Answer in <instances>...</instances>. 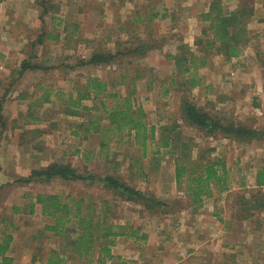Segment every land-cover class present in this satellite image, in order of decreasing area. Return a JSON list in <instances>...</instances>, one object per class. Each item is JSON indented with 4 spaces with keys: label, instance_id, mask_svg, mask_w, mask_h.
<instances>
[{
    "label": "rangeland",
    "instance_id": "1",
    "mask_svg": "<svg viewBox=\"0 0 264 264\" xmlns=\"http://www.w3.org/2000/svg\"><path fill=\"white\" fill-rule=\"evenodd\" d=\"M213 1L226 12L248 11L243 20L251 40L238 57L211 50L207 65L179 72L177 57L205 53L197 41ZM100 52L120 55L88 64ZM25 60L40 69L23 72ZM192 74L201 82L190 89ZM96 78L109 83L108 91L84 97ZM133 89L147 126L156 127L153 140L151 130L146 141L128 130H105L107 111ZM185 100L226 125L260 134L239 141L220 130L207 133L184 118ZM90 120L100 122L99 131L86 132ZM218 161L231 172L230 189L211 181L210 194L197 201L193 180L203 162ZM54 162L97 179L27 182ZM180 165L187 173L179 185ZM263 167L264 0H0V242L14 238L13 264H42L53 248L65 264H101L100 258L107 264H264V188L256 184ZM107 175L147 199L110 189L101 181ZM43 194L62 196L72 212L83 199L79 217L71 215L72 229L79 218L95 224L107 218L120 235L106 238L99 229L94 249L80 255L45 230L56 219L43 215L37 203ZM112 241L107 258L102 248Z\"/></svg>",
    "mask_w": 264,
    "mask_h": 264
},
{
    "label": "trees",
    "instance_id": "2",
    "mask_svg": "<svg viewBox=\"0 0 264 264\" xmlns=\"http://www.w3.org/2000/svg\"><path fill=\"white\" fill-rule=\"evenodd\" d=\"M246 9L241 8L238 11L226 12L222 7L221 3L218 1H213L208 12L203 14V20L207 23L203 35L198 39L197 43L199 46H203L205 53L202 56L189 55V57L176 58V65L179 72L191 73L192 70H197L201 66L208 64V60L205 55H208L212 50L213 53L219 55H227L229 58H235L240 56L245 47L249 44L251 38L247 34L246 24L244 23L243 17L247 14ZM42 43V37L39 39ZM139 48H134L129 53H137ZM126 54V53H122ZM120 53L112 52H100L92 55L88 64H108L114 61ZM40 69L39 66L31 64L30 61H24L22 63L23 72L28 70ZM22 72V73H23ZM200 80L192 74L190 78L187 79V85L190 89L200 85ZM109 83L107 81H102L100 79H93L88 86V92L84 97H90L93 92L96 98L100 97L103 92L108 91ZM136 90L133 89L130 95L125 97V102L119 106H114L113 109L108 114V119L110 121V126L106 128V131L113 132L114 135L118 133H123L128 130V135H132L133 132L136 133L137 137L142 138L144 141L147 140L148 133L151 130L150 139L156 138V127H148L144 120L145 114L141 107L137 106L135 96ZM111 97H117L118 92L114 94H109ZM45 101L49 102V95L45 96ZM105 105V103L102 101ZM75 107H80V101L73 102ZM74 115H79V111L73 112ZM184 118L191 124L203 130L207 133H214L220 130L224 134L235 137L239 141H244V139H253L260 133L251 128L245 127L240 124H224L221 120L216 119L209 112L202 111L192 102L186 101L184 104ZM98 120H90L87 131H99L100 128ZM96 129V130H94ZM104 130V129H103ZM146 145V142H144ZM164 146H170V142L167 140L164 142ZM187 173L186 166L177 167V183L180 185ZM41 179L44 182H50L56 178H61L66 181H96L97 176L94 174L86 175L81 174L77 168L69 163H58L54 162L44 168L36 169L32 172L30 179L27 182L34 179ZM231 172L227 168L224 162H209L202 163L201 174H197L193 180L196 186L190 188L193 190V194L197 201H201V196L210 194L211 181L215 183L217 189L221 191H227L231 186ZM107 187L113 189L114 191H121L123 195H129L132 199L143 200L147 199L146 196L136 190L135 188L122 182L118 177L113 175H107L101 179ZM256 184L259 188H264V167L259 169L256 174ZM209 189V190H208ZM2 186H0L1 195ZM68 198H71L68 196ZM156 205H161L163 202L153 201ZM37 203L42 205L43 215L47 217H53L56 219L55 224H48L45 226V230L54 232L55 236L64 237L69 242V245H74L77 252L80 255L84 253L88 254L94 249L95 246V233L102 229L104 231V237L119 236L121 232L115 231V225L113 223L109 224L107 218L103 221L95 224L93 219L86 222V219L79 218L78 228L72 229L70 227V222L73 217H79L82 209L83 199L75 202L76 211L72 212L70 209L69 202H65L62 196L57 194H43L39 195L37 198ZM152 206V205H149ZM35 204H32V209L34 210ZM86 223L88 226H85ZM84 224V225H83ZM82 227V233H79V228ZM72 229V230H71ZM73 233V234H71ZM14 238L12 236H7L4 240L0 242V256L2 257V264H13L15 259L13 256L9 255L8 252L11 250L12 241ZM114 241L111 242L110 246L102 248L105 257L112 258V248ZM101 260V261H100ZM101 264H107L105 259L100 258ZM67 261L66 256L57 250L52 249L47 260L42 264H65Z\"/></svg>",
    "mask_w": 264,
    "mask_h": 264
}]
</instances>
